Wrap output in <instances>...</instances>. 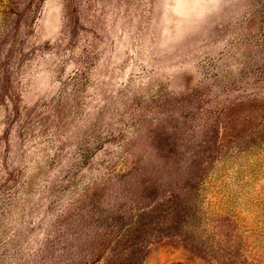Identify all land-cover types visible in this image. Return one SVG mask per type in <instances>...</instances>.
Listing matches in <instances>:
<instances>
[{"label": "rangeland", "instance_id": "1", "mask_svg": "<svg viewBox=\"0 0 264 264\" xmlns=\"http://www.w3.org/2000/svg\"><path fill=\"white\" fill-rule=\"evenodd\" d=\"M0 264H264V0H0Z\"/></svg>", "mask_w": 264, "mask_h": 264}]
</instances>
